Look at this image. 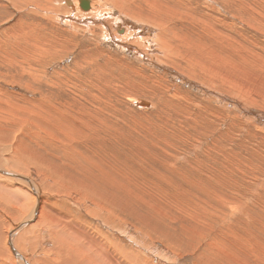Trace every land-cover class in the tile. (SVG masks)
Instances as JSON below:
<instances>
[{
	"label": "rangeland",
	"instance_id": "1",
	"mask_svg": "<svg viewBox=\"0 0 264 264\" xmlns=\"http://www.w3.org/2000/svg\"><path fill=\"white\" fill-rule=\"evenodd\" d=\"M23 1L0 9V90L13 112L0 110V134L20 128L17 138L29 136L12 141L35 148L27 173L43 194L42 211L104 240L118 264L117 254H141L144 244L149 264H264V236H256L264 230V0L119 2L142 20L124 17L113 0H90L107 28L78 13L38 16ZM128 19L145 24L142 33L130 28V40L115 35ZM24 114L37 121L29 132ZM57 122L70 127L73 159L62 147L68 136L50 130ZM4 145L8 156L13 147ZM77 177L72 191L46 181L70 185ZM190 178L206 190L185 185ZM7 188L16 185L5 175L0 189Z\"/></svg>",
	"mask_w": 264,
	"mask_h": 264
},
{
	"label": "bare ground",
	"instance_id": "2",
	"mask_svg": "<svg viewBox=\"0 0 264 264\" xmlns=\"http://www.w3.org/2000/svg\"><path fill=\"white\" fill-rule=\"evenodd\" d=\"M18 1H21V0H18ZM25 1H26V3H25ZM113 2L120 9V11L122 10V14H124V12L128 13V11H129L132 14H134V16L136 15L137 18L142 17V14H139L140 12L133 11V10H130L129 8H126L124 6L125 4L122 2V0H113ZM119 2H121L124 5H121ZM23 3L34 6L36 9H31V10L33 11V14L37 13L38 16L48 14L49 10H52L51 11L52 15L59 17L63 20H66V18L70 17L69 19L71 20V19H73V18H71V15L73 13H78L80 15L86 16L88 21L94 20L98 23L100 21L99 24L102 27L107 28L106 27L107 23H105L106 20L103 21V19H102V21H101V20H98L96 18V16H98L96 13L98 12L97 10L99 7L98 8L96 6L94 7V3L93 2L91 3L90 0H64L63 5H60L59 2L57 3L59 5H56V3H54V2L52 3V5H50L51 4L50 0H24L22 2V4ZM13 4H15V0H0V9L5 8L7 6H12ZM116 6H114V8ZM81 9L83 11L85 10L87 12H83V11H81ZM40 10H41V13H39ZM42 11L45 13H42ZM104 13H105V10H104ZM61 14H63V15H61ZM100 15H101V13H100ZM125 16L126 15L124 14V17ZM64 17H65V19H64ZM131 17H133V16L131 15ZM84 20H85V18H84ZM123 20H125V19H123ZM107 21H108V19H107ZM117 21H118V19H117ZM128 21H129L128 24L130 23L129 25L127 24L128 27H126V24L124 25L123 23H118V25L115 27V31H116L115 35L116 36L125 37V38H128L130 40L131 38H133V36H132L133 35L132 34L133 29H138L140 31L143 28L142 25L144 23L142 25L139 24V22H140L139 20H134V19L129 20L128 19ZM40 22L41 21L37 17V19H35V21L32 25H34V28H37V26L40 24ZM67 22H68V20H67ZM69 22H71V21H69ZM120 22H121V19H120ZM69 24H71V23H69ZM118 26H120V29L124 28V30L121 31V32H124V35L117 33ZM130 28H133V29H130ZM138 30H137V32L139 33ZM163 33H164V31H161V35H162L161 37H163ZM139 38H140V36H139ZM143 40H144V38H143ZM130 42L128 41L127 44L125 45V47L127 46L128 49L131 50V48H134V47H132ZM147 43H149V42H147ZM148 46L151 49V51H153V49L155 50V48H153V46H154L153 42L151 44H149ZM160 47H161L160 48L161 51L164 53L165 45L162 44ZM142 49H145V48L143 47ZM154 57H155V55H154ZM242 58L244 59L245 57L242 56ZM158 64H159V62H157V65ZM172 72H174V71H172ZM0 93H2V95H3L5 93V91H3V89H1ZM4 95H3V98H2L1 103H0V110L1 111L6 110L5 115H7L8 117H12L13 112L8 107V104L11 102L8 99H6V97H4ZM177 96L178 95L175 94L174 96H172V99H176ZM186 108H189V106H187ZM21 109L22 108H20L19 111ZM210 112H212L211 109H210ZM252 114H254V113H252ZM25 116H26V114H24V116L21 117L22 120L20 118L19 122L26 128V131L29 132L30 131V125L33 123H36L37 121L28 122L27 118H29V117L26 116L27 117L26 118ZM204 116L205 115L202 113L200 115H197V118L200 117L202 119V118H204ZM188 119L191 122H194V123L197 122V120H195V117L193 118L190 116ZM260 119L262 121H264L263 117H260ZM50 122L54 126V123L52 121H50L49 118H46L43 121L44 124H47ZM173 128H174V126H173ZM16 129L18 131L16 132V130H14V133L11 129L10 132H8L9 134H5V133L0 134V142L5 144L4 147L6 145L10 146L11 148L13 147V152H11L10 155H8V156H5L6 150L2 152L0 149V177H5V175H6L9 177L11 182L16 185V188H14V189H12V188H7L6 190L0 189V264H118L117 259L112 257L113 254H110L111 252H114V251L110 252L107 250L108 247L106 246L104 240H98V241L88 240L84 235H81L79 232H77L73 229H70L67 226H61L62 217L60 215H59V217L56 218V217L51 216V213L47 214V211L46 212L42 211V209L44 208V206L42 205L43 208L41 209V204L43 202V194L37 188L36 180L32 176L28 175V173H27L29 165H30V167L32 166V164L29 163L28 157H31L32 159L35 158V154L33 153L35 151V148L28 146L27 150L30 153L23 150L22 148H19L18 145H21L20 141L24 138L29 137V136L17 138L16 136L23 134L24 130H22L20 128H16ZM56 129L59 131V133L65 134L68 136L66 139H62V141H61L62 147L64 150H66L70 153L68 155V158L73 159V155H74V152L76 149H75L74 142L72 139V133L70 132V127L68 126V124H66V127H63L61 122H57L56 128H51L50 130L53 132H56ZM163 132H165V131H163ZM145 133H146V131H145ZM169 134H170V132H169ZM13 138L16 139L18 145L15 141H12ZM23 144L27 145L25 142H23ZM54 147H56V146H54ZM78 152H76V153H78ZM148 153H149V151H148ZM6 163H9V164H6ZM99 167H100V170L102 171L101 166H99ZM17 168H19V169H17ZM192 169L195 170V169H197V167L192 166ZM196 171H198V170H196ZM144 172L146 175H148V173H149L147 168ZM43 174H44V172H43ZM45 178H46V176H45ZM163 178H164V175H160L158 177L159 181L162 180ZM111 179H115L114 175H109L108 180H111ZM106 180H107V178H105V181ZM46 181H47V184L52 188H59V189L65 188V189H68L69 191H72L74 189L69 188V187H73V185H74V187L77 186L79 184V177L72 180V182L74 181V183L70 184V185H65L62 180H55V178L53 180L50 179V180H46ZM70 181L71 180H69V182ZM83 181H84V179H80V184H83ZM183 181L186 183L185 185L193 184L194 186L197 187L196 189H198L201 192H204L206 190L204 188V186L202 185L203 181L201 179H194V180L191 179V181L189 179L188 180L184 179ZM16 182L21 183V184H23V183L26 184V188L28 185V187H29L28 191L30 192V194L29 195L25 194L24 189L22 187L23 185L19 186L18 184H16ZM118 182L121 183V180H119ZM139 183L136 184L137 188H139L141 186V182H139ZM125 188H126V185H125ZM207 194L209 195L208 192H207ZM202 195L205 196L204 193H202ZM215 200H210V201L212 202V204L213 203L216 204ZM193 203H194V201H193ZM202 203L203 202H201V204ZM220 203L221 202H218V204H220ZM192 207H195L194 211L195 210L200 211V207H198L195 203H194V206H192ZM203 208L206 210L205 216L212 218V214L209 212L210 206L203 207ZM40 209L42 212L41 211L39 212ZM246 210H251V209H250V207H248V208H246ZM38 214H39V217L37 216ZM195 214H196V212H195ZM56 216H58V215H56ZM9 218H11V219H9ZM203 218H205V217H203ZM254 221H255V219H254ZM204 223H205V221H204ZM260 225H262V224H260ZM260 227L261 226H259L258 229ZM256 236L257 237L264 236V230L258 231ZM245 241H246V243H245V245H243V247H245L246 250L244 248H243V250L244 251L250 250L252 248V246L250 245V240L245 239ZM263 241H264V239H263ZM258 250L261 251L260 245H258ZM140 252H141V254H134V256L129 255L128 257H125L126 256L125 253H119V254H117V256L120 260L124 261V264H135L137 257L141 258V261L139 264H149V262L147 260V257L149 256V254L151 252L149 245L144 244L143 250ZM166 259L167 258L164 257V255L162 257H160V261L161 260L166 261ZM156 261H158V259H156Z\"/></svg>",
	"mask_w": 264,
	"mask_h": 264
},
{
	"label": "crops",
	"instance_id": "3",
	"mask_svg": "<svg viewBox=\"0 0 264 264\" xmlns=\"http://www.w3.org/2000/svg\"><path fill=\"white\" fill-rule=\"evenodd\" d=\"M117 30L121 32V31L124 30V29H123V28L120 29V26H118V29H117Z\"/></svg>",
	"mask_w": 264,
	"mask_h": 264
}]
</instances>
